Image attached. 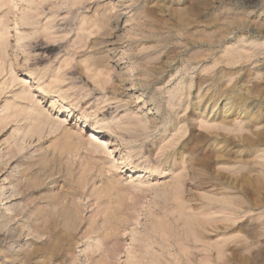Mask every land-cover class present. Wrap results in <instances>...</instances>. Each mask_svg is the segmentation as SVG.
Returning a JSON list of instances; mask_svg holds the SVG:
<instances>
[{
  "label": "rangeland",
  "instance_id": "1",
  "mask_svg": "<svg viewBox=\"0 0 264 264\" xmlns=\"http://www.w3.org/2000/svg\"><path fill=\"white\" fill-rule=\"evenodd\" d=\"M263 28L264 0H0V264H264Z\"/></svg>",
  "mask_w": 264,
  "mask_h": 264
},
{
  "label": "bare ground",
  "instance_id": "2",
  "mask_svg": "<svg viewBox=\"0 0 264 264\" xmlns=\"http://www.w3.org/2000/svg\"><path fill=\"white\" fill-rule=\"evenodd\" d=\"M126 1H127V0H126ZM233 1H234V0H233ZM163 2H164V1H163ZM151 3H152V2H151ZM122 4H123V3H122ZM160 5H161V4H160ZM164 6H165V5H164ZM214 6H215V5H214ZM166 7H167V6H166ZM176 7H177V6H176ZM222 7H223V6H222ZM177 8H178V7H177ZM179 8H180V7H179ZM181 9H183V8H181ZM181 9H178V10H181ZM157 12H158V11H157ZM170 12H171V11H170ZM99 13H100V12H99ZM184 13H185V12H184ZM123 14H124V13H123ZM180 14L182 15V13H180ZM219 14H220V13H219ZM247 14H248V13H247ZM230 15H231V14H230ZM233 15H234V14H233ZM233 15H231V16H233ZM101 16H102V15H101ZM101 16H100V17H101ZM218 16H219V15H218ZM242 16H243V15H242ZM103 17H104V16H103ZM137 17H138V16H137ZM181 17H182V16H181ZM223 17H224V16H223ZM239 17H240V16H239ZM243 17H244V16H243ZM167 18H168V17H167ZM212 18H213V17H212ZM233 18H234V17H233ZM240 18H241V17H240ZM104 19H105V18H104ZM104 19H103V20H104ZM108 19H109V18H108ZM127 19H128V18H127ZM129 19H131V18H129ZM183 19H185V16L183 17ZM187 19H188V18H187ZM208 19H209V18H208ZM218 19H219V18H218ZM138 20H139V19H138ZM162 20H163V19H162ZM185 20H186V19H185ZM222 20H223V18H222ZM239 20H240V19H239ZM106 21H107V20H106ZM140 21H141V19H140ZM167 21H168V20H167ZM183 21H184V20H183ZM188 21H189V19H188ZM220 21H221V19H220ZM233 21H234V20H233ZM129 22H130V21H129ZM133 22H134V21H133ZM163 22H164V21H163ZM210 22H211V21H210ZM99 23H100V22H99ZM130 23H131V22H130ZM190 23H191V22H190ZM190 23H188V24H190ZM197 23H199V22H197ZM220 23H221V22H220ZM234 23H235V22H234ZM258 23H259V22H258ZM258 23H257V24H258ZM261 23H262V22H261ZM261 23H260V24H261ZM140 24H141V23H140ZM142 24H143V26H145L144 23H142ZM163 24H164V23H163ZM167 24H168V23H167ZM176 24H177V23H176ZM188 24L185 25V26H188ZM240 24H241V23H240ZM254 24L256 25V23H254ZM125 25H126V24H125ZM133 25H134V24H133ZM130 26H131V25H130ZM141 26H142V25H141ZM235 26H236V25H235ZM256 26H257V25H256ZM261 26H262V25H261ZM165 27H166V25H165ZM259 27H260V26H259ZM171 28H172V26H171ZM254 28H255V27H254ZM196 29H197V27L195 28V32H197ZM263 29H264V28H263ZM141 30H142V29H141ZM190 30H191V29H190ZM193 30H194V28H193ZM193 30H191V31H193ZM198 30H199V29H198ZM219 30H220V29H219ZM191 31H190V33H192ZM198 32H199V31H198ZM262 32H263V31H262ZM181 34H182V33H181ZM259 34H260V33H259ZM219 35H220V34H219ZM196 38H197V36H196ZM209 39H210V38H209ZM217 39H218V38H217ZM211 42H212V40H211ZM207 45H208V43H207ZM210 49H211V48H210ZM210 49H209V51H210ZM196 53H197V52H196ZM227 53H228V52H227ZM103 54H104V53H103ZM107 54H108V53H107ZM228 54H229V53H228ZM193 55H194V54H193ZM208 55H209V54H208ZM109 56H110V55H109ZM195 56H197V55L195 54ZM195 56H193V57H195ZM226 56H227V55H226ZM245 56H246V55H245ZM249 56H250V55H249ZM108 59H109V58H108ZM230 59H231V57H230ZM244 59H246V60L249 61L248 58H244ZM244 59H243V60H244ZM103 60H104V59H103ZM241 60H242V59H241ZM241 60H240V61H241ZM191 61L193 62V60H191ZM225 61H226V60H225ZM240 61H239V62H240ZM244 61H245V60H244ZM242 62H243V61H242ZM119 63H120V62H119ZM121 63H122V62H121ZM243 63H244V62H243ZM109 64H110V63H109ZM115 64H116V63H115ZM240 64H241V62H240ZM124 70H125V69H124ZM124 70H123V71H124ZM226 71H227V70H226ZM243 71H244V70H243ZM246 72H247V71H246ZM227 73H228V72H227ZM227 73H226V74H227ZM244 73H245V72H244ZM226 76H227V75H226ZM228 76H229V75H228ZM247 78H248V76H247ZM245 81H246V79H245ZM241 82H242V81H241ZM235 83H236V82H235ZM125 87H126V86H125ZM131 88H132V87H131ZM244 88H245V87H244ZM244 88H242V89H244ZM221 89H222V88H221ZM255 89H256V88H255ZM237 90H238V89H237ZM219 91H220V90H219ZM241 91H243V90H241ZM238 92H240V91H238ZM251 92H252V91H251ZM211 93H212V92H211ZM244 93H245V90H244ZM204 95H205V94H204ZM249 95H250V92H249ZM251 96H252V95H251ZM262 97H263V96H262ZM235 98H236V97H235ZM225 99H226V98H225ZM227 101H228V100H227ZM205 103H206V102H205ZM210 103H211V102H210ZM217 103H218V102H217ZM227 103H228V102H227ZM206 105H207V104H206ZM228 105H229V104H228ZM231 106H232V105H231ZM213 108H214V107H213ZM232 108H233V107H232ZM210 109H211V108H210ZM227 109H228V108H227ZM229 110H230V109H229ZM203 113H204V112H203ZM220 116H221V115H220ZM229 117H230V116H229ZM250 117H251V116H249V118H250ZM225 118H226V117H225ZM219 119H220V118H219ZM211 121H214V120H211ZM227 121H228V120H227ZM245 121H246V120H245ZM141 122H142V121H141ZM217 122H218V121H217ZM217 122H216V123H217ZM212 123H214V122H212ZM228 123H229V122H228ZM230 123H231V122H230ZM262 123H264V122H262ZM233 125H234V124H233ZM249 126H250V125H249ZM207 128H208V127H207ZM253 128H254V127H253ZM115 129H116V126L114 127V125H106V126H103V127H102V132H103V134H104L105 136L108 137L109 135H114V134H115ZM258 129H259V128H258ZM258 129H257V131H258ZM262 129H264V127H263ZM252 130H253V129H252ZM257 131H256V132L254 131V133H255V134L257 133V137H258V139L264 142V130H262V131H258V132H257ZM68 132H69V131H68ZM67 135H68V134H67ZM71 135L73 136V134H70V137H71ZM96 135H97V134H93V138L91 139V141H95V139L97 138ZM251 136H252V135H251ZM66 137H68V136H66ZM217 137H218V136H217ZM242 137H243V136H242ZM244 137H245V135H244ZM255 137H256V136H255ZM72 139H74V137H73ZM242 139H243V138H242ZM245 139H246V138H245ZM248 139H250V136H249ZM248 139H246V140L249 141ZM252 139H253V138H252ZM252 139H250V141H251ZM66 140H68V139L66 138ZM66 140H65V141H66ZM215 141H216V140H215ZM244 141H245V140H244ZM74 142H75V140H74ZM242 142H243V141H242ZM254 142H255V141H254ZM254 142H252V143H254ZM71 143H72V142H71ZM71 143H70V144H71ZM76 143H77V142H76ZM76 143H75L74 145H76ZM212 143H213V142H212ZM243 143H244V142H243ZM247 143H250V142H247ZM247 143H246V144H247ZM82 144H84V143L82 142ZM223 144H224V143H223ZM212 145H213V144H212ZM216 145H217V144H216ZM218 145H219V144H218ZM225 145H226V144H225ZM230 145H231V144H230ZM71 146H72V145H71ZM81 146H82V145H81ZM213 146H214V145H213ZM228 146H229V145H228ZM246 146H247V145H246ZM249 146H250V145H249ZM69 147H70V146H69ZM206 147H207V146H206ZM80 148H81V147H80ZM210 148H211V146H210ZM217 148H218V147H217ZM66 150H67V149H66ZM71 150H72V149H71ZM87 150H88V148H87ZM213 150H215V149H213ZM219 150H220V149H219ZM231 150H232V149H231ZM75 151H77V150H75ZM222 151H223V150H222ZM224 151H225V150H224ZM226 151H227V150H226ZM71 152H72V151H71ZM215 152H216V150H215ZM228 152H229V151H228ZM237 152H238V151H237ZM69 153H70V152H69ZM212 153H213V152H212ZM214 154H215V156H216V159H218L219 161L222 160V158H224V156H225V154L223 155V152H222V153H221V152H219V153L217 152V153H214ZM226 154H227V153H226ZM230 154H231V153H230ZM235 154H237V153H235ZM206 155L209 156L210 154H209V155L206 154ZM42 156H43V153H42ZM199 156H200V155H199ZM227 156H228V155H227ZM230 156H231V155H230ZM230 156H228V157H230ZM47 157H48V156H47ZM47 157H46V158H47ZM197 157H198V156H197ZM204 157H205V154H204ZM204 157H203V159L206 158V157H205V158H204ZM209 157H210V156H209ZM213 157H214V156H213ZM225 157H226V156H225ZM228 157H227V158H228ZM238 157H239V156H238ZM36 158H37V157H36ZM49 158H50V157H49ZM230 158H231V157H230ZM41 159H42V158H41ZM190 159H191V158H190ZM193 159H194V158H193ZM206 159H207V158H206ZM208 159H209V158H208ZM231 159H232V158H231ZM234 159H236V158L234 157ZM234 159H233V160H234ZM238 159H239V158H238ZM242 159H243V158H242ZM246 159H247V158H246ZM45 160H47V159H45ZM48 160H49V159H48ZM48 160H47V161H48ZM56 160H57V159H56ZM50 161H55V159H54V160H51V159H50ZM194 161H195V159H194ZM194 161H193V162H194ZM237 161H238V160H237ZM240 161H241V160H240ZM253 161H254V160H253ZM34 162L36 163V161L33 160L32 163L34 164ZM57 162H58V161H57ZM223 162H224V161H223ZM223 162H222V163H223ZM232 162H233V161H232ZM249 162H250V161H249ZM30 163H31V161H30ZM59 163H60V162H59ZM59 163H58V164H59ZM226 163H227V162H226ZM245 163H246V160H245ZM25 164H26V163H25ZM27 164L29 165L28 162H27ZM51 164H52V163H51ZM220 164H221V163H220ZM233 164H234V162H233ZM258 164H259V163H258ZM22 165H24V164H22ZM28 165H26V166H28ZM30 165H31V164H30ZM30 165H29V166H30ZM52 165H53V164H52ZM54 165H55V162H54ZM54 165H53V166H54ZM206 165H207V164H206ZM221 165H222V164H221ZM34 166H35V165H34ZM34 166H33V167H34ZM189 166H190V168H193L192 159H191L190 162H189ZM215 166H216V165H215ZM225 166H226V165H225ZM251 166H252V161H251ZM263 166H264V164H263ZM208 167H209V165H208ZM208 167H207V168H208ZM211 167H212V165H211ZM260 167H261V166H260ZM21 168H22V167H21ZM51 168L53 169L52 166H51ZM55 168H56V167H55ZM55 168H54V169H55ZM24 169H25V168H24ZM39 169H40V167L38 168V170H39ZM41 169H42V168H41ZM52 169L50 170V168H49L50 171H53ZM201 169H202V168H201ZM201 169H200V170H201ZM36 170H37V169H36ZM38 170H37V171H38ZM49 170L46 169V170H45V173L48 174ZM60 170H61V169H60ZM204 170H205V169H204ZM32 171H33V170H32ZM32 171H31V172H32ZM54 171H55V170H54ZM57 171H58V169H57ZM57 171H56V174H54L55 176L57 175ZM58 172H61V171H58ZM190 172H191V171H190ZM34 173H35V171H34ZM54 173H55V172H54ZM26 174H27V173H26ZM52 174H53V173H52ZM52 174L50 173V174H48V176L46 175V176H47V179H48V178H52ZM207 174H208V173H207ZM246 174H247V173H246ZM27 175H28V174H27ZM30 175H31V174H30ZM37 175H39V174L37 173L36 176H37ZM54 175H53V178H54ZM61 175H62V172H61ZM189 175H190V174H189ZM43 176H44V175H43ZM46 176H45V177H46ZM57 176H59V174H58ZM57 176H56V177H57ZM190 176H191V175H190ZM247 176H248V175H247ZM26 177H27V176H26ZM26 177H25V178H26ZM40 177H41V176H40ZM192 177H193V176H192ZM244 177H245V176H244ZM242 178H243V177H242ZM246 178H247V177H246ZM191 179H192V178H191ZM50 180H51V179H50ZM53 180H54V179H53ZM55 180H56V179H55ZM250 180H251V179L249 178L248 181H249V182H252V181H250ZM257 180H258V179H257ZM34 181H35V180H34ZM42 181H45V180H42ZM46 181H47V180H46ZM254 181H255V180H254ZM258 181H259V180H258ZM40 182H41V181H40ZM113 182H114V181H113ZM113 182H112V183H113ZM182 182H183V181H182ZM255 182H256V181H255ZM54 183H55V182H54ZM112 183H111V185H109L110 187L112 186ZM115 183H116V182H115ZM115 183H114V184H115ZM252 183H253V182H252ZM249 184H250V183H249ZM54 185H55V184H54ZM175 185H176V184H175ZM251 185H252V184H251ZM258 185H259V184H258ZM261 185H262V184H261ZM21 186H22V185H21ZM13 187H14V186H13ZM15 187H16V186H15ZM15 187H14V188H15ZM19 187H20V186H19ZM25 187H26V186H25ZM29 187H30V186H29ZM29 187H28V189H29ZM199 187H200V186H199ZM253 187H254V186H253ZM2 188H3V187H2ZM2 188L0 187V189H2ZM16 188H17V187H16ZM16 188H15V189H16ZM22 188H23V187H22ZM22 188H21V190H23ZM26 188H27V187H26ZM41 188H42V187H41ZM189 188H190V187H189ZM193 188H194V187H193ZM250 188H251V187H250ZM260 188H261V187H260ZM37 189H38V188H37ZM110 189H111V188H110ZM110 189H109V191H110ZM112 189H114V188H112ZM191 189H192V187H191ZM258 189H259V188H258ZM258 189H257V190H258ZM2 190H4V189H2ZM2 190H0V191L2 192ZM13 190H14V189H13ZM16 190H17V189H16ZM16 190H15V191H16ZM19 190H20V189H19ZM19 190L17 191L18 193H19ZM186 190H187V189H186ZM196 190H197V189H196ZM253 190H254V189H253ZM15 191H12V192L14 193ZM23 191H26V190H23ZM27 191H28V190H27ZM122 191H123V190H122ZM173 191H175V190L173 189ZM173 191H172V192H173ZM176 191H177V190H176ZM176 191H175V193H174L175 195H176ZM239 191H240V190H239ZM258 191L260 192V190H258ZM1 192H0V193H1ZM179 192H180V191H179ZM194 192H195V191H194ZM13 193H12V194H13ZM15 193H16V192H15ZM63 193H64V192H63ZM177 193H178V192H177ZM244 193H245V192H244ZM254 193H255V192H254ZM254 193H253V194H254ZM16 194H17V193H16ZM21 194H24V193L21 192L20 195H21ZM25 194L27 195L26 192H25ZM31 194H33V191H32V193H30V195H31ZM39 194H41V193H39ZM60 194H61V193H60ZM64 194H65V193H64ZM171 194H172V193H171ZM194 194H195V193H194ZM18 195H19V194H18ZM30 195L27 196V198H28V197L30 198ZM33 195H35V194H33ZM33 195H32V196H33ZM56 195H57V194H56ZM65 195H66V194H65ZM224 195H225V194H224ZM237 195H238V194H237ZM239 195H240V194H239ZM260 195H261V194H260ZM12 196H13V195H12ZM62 196H64V195L62 194ZM62 196H60V197H62ZM68 196H69V195H68ZM68 196H67L66 198H68ZM176 196H177V195H176ZM186 196H187V195H186ZM189 196H190V195H189ZM195 196H197V194H195ZM232 196H236V195H232ZM240 196H241V195H240ZM252 196H253V195H252ZM254 196H255V195H254ZM262 196H263V195H262ZM34 197H35V196H34ZM41 197H44V196H41ZM64 197H65V196H64ZM70 197H71V196H70ZM70 197H69V198H70ZM172 197H173V195H172ZM238 197H239V196H238ZM10 198H12V197L10 196ZM10 198H9V199H10ZM39 198H40V196H39ZM50 198H51V197H50ZM255 198H256V197H255ZM257 198H258V197H257ZM257 198H256V199H257ZM34 199H35V198H34ZM37 199H38V198H37ZM41 199H42V198H41ZM41 199H40V200H41ZM43 199H45V198H43ZM59 199H60V200H63V201H64V200H65V201L67 200V199L58 198V200L55 201L52 205H50V203H49V206L46 205L45 207L47 208V206H48V208L50 207V208H55V209L57 208V206L60 207V205H61L60 203H61L62 201L60 202ZM70 199H71V198H70ZM185 199H186V198H185ZM22 200H23V199H22ZM28 200H29V199H28ZM40 200H39V201H40ZM120 200H121V198H120ZM257 200H258V199H257ZM31 201H32V197H31ZM65 201H64V202H65ZM175 201H176V200H175ZM220 201H221V200H220ZM226 201H227V199H226ZM236 201H237V200H236ZM236 201H235V202H236ZM238 201H239V200H238ZM258 201H259V200H258ZM36 202H37V201H36ZM48 202H50V201H48ZM66 202H67V201H66ZM73 202H74V201H73ZM121 202H122V201H121ZM140 202H141V201H140ZM40 203H41V202H40ZM44 203H45V201H44ZM46 203H47V201H46ZM46 203H45V204H46ZM102 203H103V202H102ZM102 203H101V204H102ZM180 203H181V202H180ZM228 203H231V202L229 201ZM30 204H31V203H30ZM34 204H36V203L31 204L33 208H34V206H33ZM97 204H99V203H97ZM101 204H99V205H101ZM122 204H123V203H122ZM232 204H233V203H232ZM37 205H38V202H37ZM62 205H63V204H62ZM62 205H61V206H62ZM71 205H72V204H71ZM142 205H144V203H143ZM142 205H140V206L142 207ZM38 206H40V205H38ZM38 206H36V210H35V213H34V215H33V217H34V216L36 217V219H33V220L36 221V224H37V225H34L33 228H34L36 234H38V235H40V236H43V237H50L51 234H52V228H51V224H50V223H51V221H50V219H51V218H50V213H51V212L49 213V212L47 211V212H43V213H42V211H43L42 209L45 208V207H43L44 204H43V206H42V204H41L42 209H41L40 207H38ZM66 206H69V205H66ZM66 206H65V207H66ZM135 206H136V205H135ZM135 206H134V207H135ZM137 206H138V205H137ZM59 207H58V208H59ZM63 207H64V206H63ZM63 207H62V208H63ZM65 207H64L63 209H65ZM70 207H71V206H70ZM70 207H69V208H70ZM72 207H73V206H72ZM72 207H71V208H72ZM100 207H101V206H100ZM33 208H31V209L33 210ZM60 208H61V207H60ZM67 208H68V207H67ZM73 208H74V207H73ZM73 208H72V209H73ZM138 208H139V206H138ZM16 210H17V209H16V207H15V210H14L15 213H16ZM22 210H23V209H22ZM32 210H30V214H31ZM66 210H67V209H66ZM66 210H65V211L63 210L62 213H61V212H57V211H59V210H57L56 212H57V216H58L59 213H61L60 215H62V217H63V220L61 219V221H64L65 232L67 231V232L70 234L74 229H77V228H76V223H75V221L78 220L79 218L75 220L74 217H73L74 214L70 212L71 210H70V211H66ZM73 210H75V208H74ZM124 210H125V209H124ZM132 210H133V209H132ZM18 211H19V210H18ZM52 211H53V209H52ZM60 211H61V210H60ZM130 211H131V210H130ZM135 211H136V210H135ZM20 212H21V211H20ZM101 212H102V211H101ZM123 212H124V211H123ZM231 212H232V211H231ZM28 213H29V212H28ZM52 213H53V212H52ZM76 213H77V211H76ZM99 213H100V212H99ZM30 214H28V215H30ZM122 214H123V213H122ZM221 214H222V213H221ZM14 215H16V214H14ZM17 215H18V213H17ZM20 215H21V213H20ZM31 215H32V214H31ZM226 215H227V213H226ZM231 215H232V214H231ZM18 216H19V215H18ZM18 216H16V217H18ZM22 216H23V215H22ZM25 216H26V215H25ZM57 216L55 215V217H57ZM75 216L77 217L78 215L76 214ZM234 216H235V215H234ZM8 217H10V216H8ZM8 217H7V218L4 217V219H8ZM35 217H34V218H35ZM59 217H60V216H59ZM13 218H15V217L13 216L12 219H13ZM29 218H30V217H29ZM2 219H3V217H2ZM10 219H11V217H10ZM10 219H9V220H10ZM56 219H57V218H56ZM58 219H59V218H58ZM9 220H8V221H9ZM13 220H14V219H13ZM26 220H27V219H26ZM30 220H31V218H30ZM30 220H29V221H30ZM33 220H32V224H34V223H33ZM10 221H11V220H10ZM35 221H34V222H35ZM56 221H57V220H56ZM59 221H60V220H59ZM61 221H60V222H61ZM0 222H2V221H0ZM4 222H5V221H4ZM11 222H12V221H11ZM60 222H58V223H60ZM58 223H57V224H58ZM62 223H63V222H62ZM0 224H2V223H0ZM4 224H5V223H4ZM4 224H3V225H4ZM30 224H31V223H30ZM58 225H59V226H57V227H60V224H58ZM1 226H2V225H1ZM31 226H32V225H31ZM61 226H62V225H61ZM78 226H79V225H78ZM78 226H77V227H78ZM4 228H5V226H4ZM33 228H32V229H33ZM61 228H62V227H61ZM59 229H60V228H59ZM59 229H57L56 231H58ZM94 229H96V228H94ZM30 230H31V229H30ZM34 230L32 231V233L34 232ZM60 230H61V229H60ZM61 231L63 232V230H61ZM61 231H59V232H61ZM94 231H96V230H94ZM98 231H99V230H98ZM67 232H66V234L68 235ZM76 232H77V230H76ZM114 232H115V229H114ZM192 232H194V231H192ZM115 233H116V232H115ZM115 233H114V234H115ZM33 234H34V233H33ZM62 234H64V233H62ZM62 234L60 235V233H59L60 236H62ZM104 234H105V233H104ZM107 234H108V232H107ZM114 234H113V235H114ZM52 235H53V234H52ZM71 235H72V234H71ZM86 235H87V234H86ZM105 235H106V234H105ZM108 235H109V234H108ZM56 236H58V235H56ZM72 236H73V235H72ZM36 237H37V236H36ZM43 237H41V238H43ZM62 237H63V236H62ZM193 237H194V236H193ZM50 238H51V237H50ZM52 238H54V237H52ZM56 238H57V237H56ZM73 238H74V237H73ZM73 238H72V240H73ZM34 239H36V238H34ZM48 239H49V238H48ZM61 239H62V238H61ZM59 240H60V237H59ZM68 240H70V238H69ZM103 240H104V239H103ZM112 240H113V237H112ZM70 241H71V240H70ZM51 242H52V241H51ZM102 242H103V241H102ZM108 242H109V241H108ZM53 243H55V240L53 241ZM68 243H69V241H68ZM110 243H111V242H110ZM46 244H47V243H46ZM50 244H51V243H50ZM169 244H170V243H169ZM31 245H32V244H31ZM48 245H49V244H48ZM61 245H62V244H61ZM110 245H111V244H110ZM62 246H63V245H62ZM65 246H66V244H65ZM69 246H70V245H69ZM171 246H172V245H171ZM60 247H61V246H60ZM63 247H64V246H63ZM110 247H111V246H110ZM43 248H44V247H43ZM57 249H58V245L55 244V245L52 247V250H51V251L55 253ZM41 250H42V249H41ZM43 250H44V249H43ZM62 250H63V248H62ZM181 250H182V249H180V251H181ZM183 250H184V249H183ZM58 251H59V250H58ZM187 251H188V250H187ZM32 252H33V251H32ZM34 252L36 253V251H34ZM38 252H39V251H38ZM60 252H61V251H60ZM183 252H185V251H183ZM40 253H41V251H40ZM45 253H46V252H45ZM48 253H49V252H48ZM54 253H53V254H54ZM105 253H108V252L106 251ZM105 253H104V254H105ZM190 253H192V252H190ZM32 254H33V253H32ZM36 254H37V253H36ZM60 254H61V253H60ZM62 254H63V252H62ZM42 255H43V253H42ZM45 255H47V254H45ZM50 255H51V253H50ZM221 255H222V254H221ZM38 256H39V255H38ZM153 256H154V255H153ZM192 256H193V255L189 256L188 259H192ZM52 257H53V256H52ZM63 257H64V256H63ZM38 258H39V257H38ZM49 258H51V256H50ZM176 258H177V257H176ZM46 259H47V258H46ZM54 259H55V258H54ZM47 260H48V259H47ZM49 260H50V259H49ZM49 260H48V262H51V261H49ZM60 260H63V259H60ZM44 261H45V259H44ZM175 261H176V260H175ZM178 261H179V259H178ZM178 261H177V262H178ZM46 262H47V261H46ZM58 262H59V261H58ZM63 264H64V263H63ZM179 264H180V262H179Z\"/></svg>",
  "mask_w": 264,
  "mask_h": 264
}]
</instances>
